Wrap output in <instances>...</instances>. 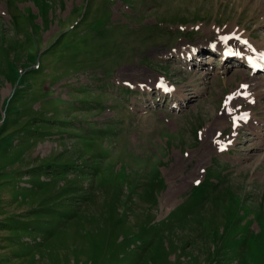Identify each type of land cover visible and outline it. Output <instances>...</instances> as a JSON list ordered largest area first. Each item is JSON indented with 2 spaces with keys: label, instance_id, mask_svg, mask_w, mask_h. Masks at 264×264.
<instances>
[{
  "label": "rangeland",
  "instance_id": "rangeland-1",
  "mask_svg": "<svg viewBox=\"0 0 264 264\" xmlns=\"http://www.w3.org/2000/svg\"><path fill=\"white\" fill-rule=\"evenodd\" d=\"M253 1L0 0V264H264L263 74L197 73Z\"/></svg>",
  "mask_w": 264,
  "mask_h": 264
},
{
  "label": "bare ground",
  "instance_id": "bare-ground-1",
  "mask_svg": "<svg viewBox=\"0 0 264 264\" xmlns=\"http://www.w3.org/2000/svg\"><path fill=\"white\" fill-rule=\"evenodd\" d=\"M253 2H256V4L260 5L259 7L261 8L260 11L262 14L264 12V0H255ZM262 17H263V15H262ZM233 23H234V21H233ZM263 23H264V20H263ZM229 26L230 27L233 26L234 28L233 27L229 28ZM210 30H212V29L208 28L207 32ZM219 34L221 35V41H218V42L214 41L213 44L217 48L214 52L217 53V55H219V59L223 61L222 66L220 67L221 72L227 73L228 68H233L235 66L245 67L246 65H249V64H253L255 66H257V65L264 66V38L260 39L262 41L261 43L256 42V44H257L256 45V44H254V41H253L254 39L251 37L250 31H248V33L244 35V32L242 30L237 29L235 27V25H227L226 27L221 28ZM226 36H234V37L246 39L248 41V43L246 46L241 45L240 43L233 42V40H230L228 43H225L224 37H226ZM198 48L199 47H197L196 45L185 46V48H183L184 52H183L182 56H180V57H181V59L185 60L184 63H191V62H194V60L196 61L198 59L196 56L197 51L199 50ZM180 50H181V48H180ZM240 54H241V56H240ZM242 55L244 56V58L242 57ZM206 56H208V60L205 61V65H203L202 63L201 64L198 63V67H200V69H201L200 72L195 71L197 73H200L199 76H201V77H203L205 74L208 73L209 67L206 66V64H210L213 61L212 56H210V55H206ZM226 61H229L230 63L231 62H234V63L232 66H230L228 64L225 65L224 62H226ZM261 71H262L263 76H260V77L256 76L254 78L246 80V81H252L251 87H253L254 90H251V91H252L253 95L255 93V90H256V92L258 90L259 93L262 92V95L264 94V68ZM239 72H242V70H237V72H235V73H239ZM213 77H215V76H211L210 78L213 79ZM169 83L170 82L165 77L164 80H162V81L161 80L155 81L152 84V88H151V86L147 85V86H145V89L149 90V91H150V89L151 90L152 89H155V90L160 89L161 92H159V94L161 93V95L167 93L169 95H172V97L182 98L183 95L180 94L179 91L175 90V88L173 86H171ZM158 85H160L161 87H159ZM250 96L251 95L249 93L246 94L247 99H252V100L255 99V98L250 97ZM258 97H260V96H258ZM262 111H264V110H262ZM247 114H249V112L245 113V117ZM250 116H251V114H249V117ZM241 118L243 120L245 119V118H243V116ZM258 120L259 121L257 122V119H253L252 117H250L249 122H251L252 124L247 126V127L249 129L254 128L256 131L259 132L260 129H262L260 127V125L264 126V119L258 118ZM257 135H259V134H257Z\"/></svg>",
  "mask_w": 264,
  "mask_h": 264
}]
</instances>
